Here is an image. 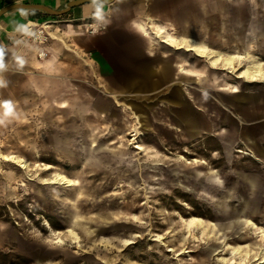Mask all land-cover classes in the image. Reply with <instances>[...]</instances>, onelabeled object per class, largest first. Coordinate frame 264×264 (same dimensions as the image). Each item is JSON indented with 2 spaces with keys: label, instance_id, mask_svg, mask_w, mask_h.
Segmentation results:
<instances>
[{
  "label": "rangeland",
  "instance_id": "rangeland-1",
  "mask_svg": "<svg viewBox=\"0 0 264 264\" xmlns=\"http://www.w3.org/2000/svg\"><path fill=\"white\" fill-rule=\"evenodd\" d=\"M123 1L127 0L120 3ZM148 2L145 12L151 9ZM109 6L97 12L100 19L94 13L75 20L76 31L94 33L90 23L97 24L95 33L107 30ZM249 8L241 6V19L245 20ZM63 23H51L50 28L59 24L61 30L66 26ZM256 39L254 44H234V40L231 44H210L223 54L244 55L234 59L235 70L222 63L217 68L207 67L206 59L191 51L164 44H158L157 49L167 52L173 68L184 63L191 69L203 70L204 87L198 79L187 77L184 88L190 101L206 110L215 104L213 96L220 95L218 85L226 83L236 84L238 93L258 94L264 99V82H247L236 76L239 68L253 59L264 62V39ZM70 45L82 59L61 44H56L51 56L53 51H38L46 53L39 58L51 57L60 63L62 76L55 79L59 88H70L90 102H100L104 91L97 81L105 80L84 65L88 60L98 69L95 53L91 48ZM117 51L113 56L119 58L122 52ZM210 55L207 54L211 60ZM34 81L28 79L27 94L11 102L13 114L8 117L3 116L6 101L0 97V119L4 121L0 123V264H260L254 255L264 247V238L243 219L252 218L259 226H264V220L259 214L250 216V210L231 209L235 172L253 170L264 175V167L238 151L245 149L243 143L230 144L210 134L186 140L174 128L166 129L165 107L153 105L163 98L151 90L147 95L123 97L146 108L149 128L145 133L141 122L138 128L131 129L133 121L128 120L126 112L111 105L106 119H116L114 114V118L108 116L113 110L119 121L127 120L129 129L114 143L106 144L104 139L121 135L122 131L108 129L100 122L93 128L100 139L92 136L89 143L81 144L79 135H75V153L68 158L54 142V125V129H46L40 120L39 90ZM158 133L165 144L156 143ZM234 134L231 127V141ZM141 137L148 146L141 144ZM137 143L142 149L134 146ZM2 154H18L28 166L4 160ZM47 163L51 164L48 168ZM56 172L71 178L73 184L54 182ZM192 215L212 220L217 226L208 227L204 233L193 226L189 233L180 216ZM261 216L264 219V214ZM128 240L132 242L128 244ZM232 246L240 247L241 252L232 253ZM245 251H250L246 259L242 254ZM37 254L41 256L40 263L35 262Z\"/></svg>",
  "mask_w": 264,
  "mask_h": 264
},
{
  "label": "crops",
  "instance_id": "crops-1",
  "mask_svg": "<svg viewBox=\"0 0 264 264\" xmlns=\"http://www.w3.org/2000/svg\"><path fill=\"white\" fill-rule=\"evenodd\" d=\"M68 1L70 0H0V8L12 3H36L60 9ZM120 1L114 0L106 4L101 0H88L72 6L62 15H50L28 8H12L1 14L0 97L3 96L6 102H14L16 98L27 94L28 79L35 80L33 85L39 90L40 120L46 129L54 125L55 129L51 128L56 132L54 142L59 152L71 158L76 146L74 136L79 135L81 144L89 143L92 136L100 139L93 130L100 122L106 124L108 129L122 131L121 135L104 139L106 144L114 143L123 136L124 130L129 129L127 120L119 121L117 114L112 113L115 112L113 110L108 116L114 118L115 115L116 119H111V122L106 119L111 105L126 112L128 120L133 121L131 129L138 128L141 122L145 133L149 128L146 108L123 97L147 95L151 90L156 91L155 94L161 95L163 99L153 105L165 107L166 129L174 128L175 133L179 131V135L186 140L210 134L223 138L230 144L241 142L245 149L238 148V151L264 167V99L258 94L238 93L236 84L226 83L224 86L218 85L220 95L213 96L216 105L204 110L199 103L193 104L190 101L184 88L187 77L198 79L204 87L206 83L203 82V70L191 69L184 63L173 68L171 61L167 60V52L157 49L158 44H164L191 51L197 57H204L207 67L217 68L218 63L212 65L209 56L199 54L188 48V45L219 51L210 44H231V40L235 41L234 44H254L256 38L264 39V0H148L151 9L147 12L143 11L146 0H127L122 4ZM108 5L111 12L107 17V30L92 34L76 31L75 20H84ZM241 6L250 7L245 20L240 18ZM122 19L126 21L122 22ZM59 20L66 26L58 30L59 24L56 28H50L49 25L51 36L45 43L31 39L25 31L28 22L49 24ZM208 26L212 30H207ZM158 29L164 30L163 37L154 34ZM166 36H173L181 44H168L162 40ZM56 44H61L79 58V51L70 44H78L84 50H93L98 69H94L88 60H84V65L88 70L91 69L93 75L97 77L99 74L105 80L97 81V86L104 91V94L100 93V102L96 99L90 102L81 94L71 92L70 88H59L55 79L62 76L59 74L60 63L50 59L51 57L40 59L38 54V51L44 49L46 53L53 51L50 56L53 55ZM118 49L122 52L119 58L113 56ZM248 56L253 57L251 54ZM224 67L231 70L226 65ZM236 76L247 82H264L262 79L248 80ZM221 122L228 125L224 126ZM242 122L248 126L240 124ZM231 127L235 132L232 141ZM158 134L156 143L165 144V139ZM142 137L141 144L144 145ZM201 166L204 167L203 164ZM262 199L264 175L253 170L236 171L231 181V209L250 210V216L259 214L260 220H264L261 218L264 214Z\"/></svg>",
  "mask_w": 264,
  "mask_h": 264
},
{
  "label": "bare ground",
  "instance_id": "bare-ground-1",
  "mask_svg": "<svg viewBox=\"0 0 264 264\" xmlns=\"http://www.w3.org/2000/svg\"><path fill=\"white\" fill-rule=\"evenodd\" d=\"M96 18H101V15L99 13L96 14ZM50 24H47L45 22L38 24L35 22H28L25 25V31L32 36V39L35 41L39 42H44L47 38H50L51 32L49 28ZM92 32H96L98 27L96 23H92ZM36 27H38L36 29ZM163 29H158L156 33H154L156 36L163 37ZM167 37V36H166ZM163 41L167 42L168 44H181L180 42L176 41V39L173 36H168L166 39H162ZM190 44V43H189ZM188 48H192L193 50L197 51L199 54H211V60L210 63L212 65H215L216 63H222L230 68H233L234 70L236 69V66L234 64V59H242L244 55L242 54H223L220 51H217L216 49H212L210 52L207 51V49L204 46H191L188 45ZM41 55H46L44 51L40 52ZM249 57V56H248ZM238 75L241 77H244L246 79L250 80H257V79H262L264 80V62L258 61V60H252L243 66H241L238 70ZM232 92V91H231ZM136 117L138 118V115L135 113ZM142 133V132H141ZM139 134V133H138ZM137 135V134H136ZM135 135V136H136ZM136 148L142 149V145L140 143H137L134 145ZM139 152V151H138ZM4 160H12L16 162H20L22 167L28 166V163L25 158L18 154H2L1 155ZM193 161H197L194 159ZM51 164L47 163L46 167H50ZM54 182H59V183H66V184H73V180L66 175L56 172L55 173V178L53 179ZM66 186V185H65ZM180 219L184 221L188 232H191V227L193 226H198L200 227L202 233H204L206 230H208V227H216L217 223L209 220L206 221L200 216L192 215L189 218H184L183 216H180ZM244 223L247 225L249 228H257V231L259 235L264 238V226H259L257 223L249 217H244ZM68 231L76 238L78 235L72 230L68 229ZM132 241L128 240L127 243H131ZM251 243V242H250ZM255 243V242H254ZM230 246V245H229ZM231 247V246H230ZM232 253L237 254L241 252L240 247H233L232 246ZM244 255V259L250 256V251H245V253H242ZM248 260V259H247ZM254 260H259L260 264H264V247L261 248V250L254 255ZM246 261V260H244Z\"/></svg>",
  "mask_w": 264,
  "mask_h": 264
},
{
  "label": "water",
  "instance_id": "water-1",
  "mask_svg": "<svg viewBox=\"0 0 264 264\" xmlns=\"http://www.w3.org/2000/svg\"><path fill=\"white\" fill-rule=\"evenodd\" d=\"M85 1H88V0H70L60 9H52V8H49L48 6H45L42 4H36V3H12V4H7L3 7H1L0 8V15L6 11L12 9V8L38 9V10H41L47 14H50V15H62L65 12H67L72 6L83 3ZM101 1L108 4V3H112L114 0H101ZM36 256L37 257L35 259V262L40 263L41 262V256L38 254Z\"/></svg>",
  "mask_w": 264,
  "mask_h": 264
},
{
  "label": "clouds",
  "instance_id": "clouds-1",
  "mask_svg": "<svg viewBox=\"0 0 264 264\" xmlns=\"http://www.w3.org/2000/svg\"><path fill=\"white\" fill-rule=\"evenodd\" d=\"M0 83H2V82H0ZM3 107H4V109H5V111H4V113H3V116H4V117H8V116H10V115L13 114V110H12V105H11V103L6 102V103H4ZM3 122H4V121H3L2 119H0V123H3Z\"/></svg>",
  "mask_w": 264,
  "mask_h": 264
},
{
  "label": "built area",
  "instance_id": "built-area-1",
  "mask_svg": "<svg viewBox=\"0 0 264 264\" xmlns=\"http://www.w3.org/2000/svg\"><path fill=\"white\" fill-rule=\"evenodd\" d=\"M48 24V23H47ZM49 24H51V23H49ZM92 23H90L89 25H91ZM38 27H36V29H37ZM93 29V28H92ZM91 32H92V30H91ZM30 35V34H29ZM30 37H31V39H32V36L30 35ZM40 53V52H39ZM40 55V54H39Z\"/></svg>",
  "mask_w": 264,
  "mask_h": 264
}]
</instances>
